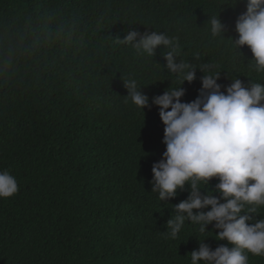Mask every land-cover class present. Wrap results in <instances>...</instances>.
<instances>
[{
    "label": "trees",
    "instance_id": "obj_1",
    "mask_svg": "<svg viewBox=\"0 0 264 264\" xmlns=\"http://www.w3.org/2000/svg\"><path fill=\"white\" fill-rule=\"evenodd\" d=\"M246 10L247 0H0V172L19 188L0 199V264H191L200 243L227 245L214 224L201 233L186 221L170 237L190 188L166 201L152 190L166 145L151 101L170 87L195 101L204 65L222 90L237 78L264 84L251 50L228 40ZM210 17L224 37L212 36ZM131 31L175 38L196 80L182 85L168 71L166 48L148 56L116 42ZM131 79L150 107L132 103ZM218 183L202 190L219 196ZM256 208L254 220L264 218ZM249 264L264 257L249 254Z\"/></svg>",
    "mask_w": 264,
    "mask_h": 264
},
{
    "label": "clouds",
    "instance_id": "obj_2",
    "mask_svg": "<svg viewBox=\"0 0 264 264\" xmlns=\"http://www.w3.org/2000/svg\"><path fill=\"white\" fill-rule=\"evenodd\" d=\"M208 24L212 36L224 37L220 18L210 17ZM236 32L239 38L228 40L239 51L247 46L255 70L264 72V0H247L246 12L236 21ZM116 42L148 56L166 48L168 71L176 74L182 85L196 80L197 68L177 62L179 44L175 38L161 32L141 35L131 31ZM200 68L208 74L201 78L202 88L195 101L181 102L183 87H170L152 98L165 126L166 145L162 159L152 166V190L166 201L176 198L186 185L190 188L188 198L174 206L176 215L167 223L172 239L188 221L200 225L201 233L214 224L216 240L227 241L214 250L200 243L198 250L190 253L191 264H249V254L264 257V218H253L256 206H264V84L245 86L237 78L222 90L220 74L212 70L215 65ZM125 87L135 106L142 110L150 107L149 97L140 91L136 80H126ZM212 179L219 180L215 187L219 196L202 190ZM18 191L17 179L9 171L0 172V199L11 198Z\"/></svg>",
    "mask_w": 264,
    "mask_h": 264
}]
</instances>
